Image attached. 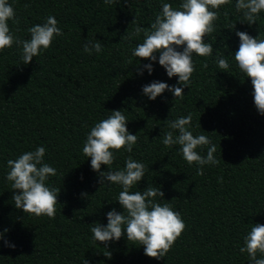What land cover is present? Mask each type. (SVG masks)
I'll return each instance as SVG.
<instances>
[{
	"label": "trees",
	"instance_id": "1",
	"mask_svg": "<svg viewBox=\"0 0 264 264\" xmlns=\"http://www.w3.org/2000/svg\"><path fill=\"white\" fill-rule=\"evenodd\" d=\"M8 2L19 19V24L10 20L9 27L20 39H30L27 29L48 16L57 19L64 35L27 65L21 64V50L15 45L0 52V232L8 229L0 239V264H250L239 249L252 226L264 225V115L257 112L251 80L239 72L233 55L239 47L236 31L264 39V12L249 27L239 22L236 0L222 7L216 31L205 37L213 53L193 55L195 71L183 97L174 99L166 90L149 100L142 94L144 85H176L178 77L167 76L158 55L155 62L132 56L143 35L124 37L136 26L149 27L162 3L176 8L181 0H116L111 5L104 0ZM134 18L136 24L131 23ZM234 23L235 29L229 30ZM95 39L103 45L102 52L85 53L83 44ZM221 56L229 60L227 73L217 66ZM138 62L152 63L151 75L146 69L138 75ZM114 110L127 117L126 127L138 141L131 153H115L111 169H122L129 156L144 163L149 170L130 191L160 187L164 202L179 211L186 224L162 260L147 257L143 246L126 236L108 243L109 259L103 255L105 245L92 240L93 223L106 226L108 211H122L117 201L121 188L100 186L82 148L91 127ZM189 113L193 135H206L217 146L214 155L220 163L205 166L204 175L183 160L179 145L162 143L167 122ZM38 146L46 149L44 161L57 170L47 181L60 189L55 219L23 215L5 179L7 161ZM100 171L107 166L101 165ZM219 177L223 183L217 182ZM5 240L15 248L5 246Z\"/></svg>",
	"mask_w": 264,
	"mask_h": 264
},
{
	"label": "clouds",
	"instance_id": "2",
	"mask_svg": "<svg viewBox=\"0 0 264 264\" xmlns=\"http://www.w3.org/2000/svg\"><path fill=\"white\" fill-rule=\"evenodd\" d=\"M116 0H104L111 5ZM232 0H181L176 8L170 3H162L160 12L155 16L149 27L136 26L125 39L139 38L143 35V42L132 50V56L139 60H148L162 66L169 78L178 77L176 85L165 82L152 81L142 87V94L149 100H155L166 90L171 92L174 99L183 97V89L189 88L191 77L195 71L193 55L200 57L211 56L213 46L205 42V37L216 31L215 21L219 19L220 9L231 4ZM29 7L25 4V8ZM235 11L241 14L240 23H247L249 27L256 23L260 13L264 12V0H236ZM228 17V12H224ZM19 24V19L8 0H0V52L15 45L21 50V64H29L33 57L47 51L55 37L63 36L59 22L54 16L45 18L42 24H35L27 29L30 39H20L10 30L9 21ZM136 24L135 18L132 20ZM235 24L229 30L235 29ZM239 38L238 50L233 59L239 72L251 80L253 102L257 112L264 115V39L252 37L247 32L236 31ZM182 50H179L181 49ZM85 53L99 54L103 45L99 40H86L83 44ZM138 60V61H139ZM131 63V61H130ZM219 69L227 73L229 60L221 56L216 61ZM207 63L203 67L207 68ZM138 75L147 70L151 75L152 63L137 64ZM192 115L181 116L167 122L168 131L165 132L162 143L165 147L179 145V154L189 165L197 166V175H204L205 166H217L220 160L214 155L217 146L206 135H193L189 130ZM127 117L121 110L111 111V115L91 127L86 135L82 153L90 159V167L98 173V183L102 185H118L121 191L117 201L122 208L117 212L115 208L106 213L107 224L93 223L90 231L93 242L105 245V257L111 259V252L107 251L109 242H115L126 236L128 242L143 246L144 255L155 260H162L172 249L176 240L182 235L186 224L181 213L174 210L172 205L163 199L164 193L158 186L148 185L142 191H130L144 178L148 166L129 156L124 161V167L113 171L111 166L116 160L115 153L121 149L131 153L137 143V135L130 134L126 125ZM207 147L206 155H201ZM46 149L38 146L33 151L21 154L17 159L7 161L5 179L10 183L11 199L16 209L22 210L23 215L55 219L58 188L49 187V177L57 175L55 167L44 161ZM101 165L107 166V171H100ZM223 183V177L218 178ZM99 189V188H98ZM97 189V190H98ZM82 197H88L82 193ZM157 198H161L159 201ZM4 232H0V239ZM4 245L15 248L6 240ZM241 254L247 253L250 264H264V225L256 223L243 236ZM258 254L259 257L258 258ZM83 264H89L87 260Z\"/></svg>",
	"mask_w": 264,
	"mask_h": 264
}]
</instances>
